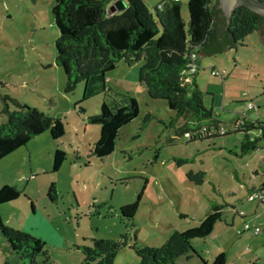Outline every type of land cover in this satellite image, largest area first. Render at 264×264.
Listing matches in <instances>:
<instances>
[{
  "label": "rangeland",
  "instance_id": "rangeland-1",
  "mask_svg": "<svg viewBox=\"0 0 264 264\" xmlns=\"http://www.w3.org/2000/svg\"><path fill=\"white\" fill-rule=\"evenodd\" d=\"M143 1L152 11L160 2ZM187 1L182 0L185 19ZM53 4L54 0H0V122L7 118L1 112L2 96L7 94L65 123L60 138L46 130L0 160V187L13 184L20 191L16 199L1 204L4 223L41 237L49 264H80L83 252L77 247L90 244L92 238L129 233L135 240L136 233L139 246H160L175 229L197 227L213 206H220L221 220L208 236L194 238L193 247L209 262L224 251L225 264H264V207L248 198L260 189L252 186L264 179V141L242 153L244 131L234 130L243 118L264 119L261 34L253 31L244 44L239 41L233 48L202 54L196 82L221 129L231 131L190 140L176 131L185 119H175L167 100L151 98L139 81L143 58L131 65L120 60L106 73V89L100 82L97 92L84 101V82L66 91L67 76L56 59L59 30ZM113 89L119 98L135 96L140 110L119 129L114 150L97 157L91 149L100 126L87 117L100 111L103 100L112 103ZM147 113L151 117L145 121ZM56 148L66 151V158L53 170ZM191 171H205L203 181L191 179ZM52 183L55 190L50 189ZM138 194L142 197L133 220H122L120 207ZM245 222L251 228L246 229ZM7 252L0 234V264ZM44 258L38 256L39 264ZM176 262L205 264L195 253L190 258L181 255ZM138 263L139 256L129 246L121 248L114 261Z\"/></svg>",
  "mask_w": 264,
  "mask_h": 264
},
{
  "label": "trees",
  "instance_id": "trees-1",
  "mask_svg": "<svg viewBox=\"0 0 264 264\" xmlns=\"http://www.w3.org/2000/svg\"><path fill=\"white\" fill-rule=\"evenodd\" d=\"M113 1L54 0L52 14L59 30L55 41L56 59L67 76L65 90L72 91L77 84L84 82L80 100L84 101L97 92L100 82L102 89H106V73L120 60L131 65L143 58L145 62L140 67L139 81L145 84L151 98L167 100L169 108L175 111V119H185L176 128L179 134H188L190 140H195L230 132L221 129L220 119L205 104V92L196 82L197 58L201 51L221 50L236 46L239 41L244 44L247 35L263 31L264 16L239 5L228 21L218 7V0H188V19L182 14V0H162L153 11L143 0H127L125 9L110 12ZM192 53L196 54L194 72L189 70ZM113 91L112 103L103 100L100 111L87 117L89 123L100 126V135L91 149L97 157H104L114 150L119 129L140 110L135 96L123 94L119 98L120 93ZM2 99L1 112L7 118L0 122V160L46 130L54 139L64 135L62 118L53 117L7 94ZM80 111L85 112V108L81 106ZM150 117L151 114L147 113L145 121ZM234 130L244 131L242 153L257 149L264 141V119L243 118L235 123ZM65 158L66 151L56 148L53 170L59 169ZM204 175L205 171L188 173L191 179L199 182L203 181ZM50 189L55 190L54 183ZM260 189L264 191V179ZM19 194L13 184L0 187V211L1 204L16 199ZM49 195L51 197L50 192ZM141 197L142 194H138L133 201L120 207L122 220H133ZM221 218L222 207L213 206L197 227L175 229L160 246H139L136 233L133 234L135 240L129 233L118 238L95 237L90 244L78 245L83 252L80 264H114L119 250L125 246L137 253L138 264H177L179 256L190 258L193 253L198 254L205 264H225L227 256L224 251L209 262L192 245L194 238L208 236ZM0 234L8 251L2 264H39L37 258L40 255L45 256L42 264L50 263L45 241L4 223L1 213Z\"/></svg>",
  "mask_w": 264,
  "mask_h": 264
},
{
  "label": "water",
  "instance_id": "water-1",
  "mask_svg": "<svg viewBox=\"0 0 264 264\" xmlns=\"http://www.w3.org/2000/svg\"><path fill=\"white\" fill-rule=\"evenodd\" d=\"M239 5H245L254 12L264 16V0H218V7L223 11L226 20L228 21L230 19L233 10ZM126 6H127V0H114L109 6V10L110 12L120 11L125 9ZM218 50L213 49L209 52L218 51ZM204 53H208V52H202V51L199 52L197 62Z\"/></svg>",
  "mask_w": 264,
  "mask_h": 264
},
{
  "label": "built area",
  "instance_id": "built-area-1",
  "mask_svg": "<svg viewBox=\"0 0 264 264\" xmlns=\"http://www.w3.org/2000/svg\"><path fill=\"white\" fill-rule=\"evenodd\" d=\"M195 53H192V58H193V61L190 63V72H194L196 70V67H197V64L196 62L194 61L195 59ZM213 74H217V70H213L212 71ZM252 104V103H251ZM248 198L249 200H255L257 199L259 201V203L264 207V191L261 190V189H256L254 191H252L251 193L248 194ZM240 213H243L242 211ZM245 228L246 229H249L251 228L250 224L248 222H245ZM255 231H259V227H255Z\"/></svg>",
  "mask_w": 264,
  "mask_h": 264
},
{
  "label": "crops",
  "instance_id": "crops-1",
  "mask_svg": "<svg viewBox=\"0 0 264 264\" xmlns=\"http://www.w3.org/2000/svg\"><path fill=\"white\" fill-rule=\"evenodd\" d=\"M161 1H162V0H160V2H161ZM160 2H158V3H160ZM158 3H157V4H158ZM256 170H257V169H255V171H256ZM260 186H261V185H260ZM260 186L253 185V186H252V190L255 189V188H258V187H260ZM250 201H251V200H250ZM242 212H243V211H242ZM243 214H245V213L243 212ZM252 219L255 220L254 217H253ZM250 226H251V225H250Z\"/></svg>",
  "mask_w": 264,
  "mask_h": 264
},
{
  "label": "flooded vegetation",
  "instance_id": "flooded-vegetation-1",
  "mask_svg": "<svg viewBox=\"0 0 264 264\" xmlns=\"http://www.w3.org/2000/svg\"><path fill=\"white\" fill-rule=\"evenodd\" d=\"M260 34L262 36V39L264 40V29H263V31Z\"/></svg>",
  "mask_w": 264,
  "mask_h": 264
}]
</instances>
